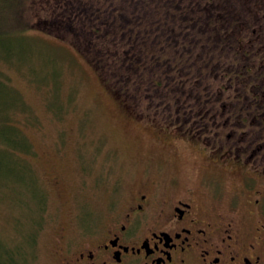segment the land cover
I'll return each instance as SVG.
<instances>
[{"label":"rangeland","instance_id":"374dc122","mask_svg":"<svg viewBox=\"0 0 264 264\" xmlns=\"http://www.w3.org/2000/svg\"><path fill=\"white\" fill-rule=\"evenodd\" d=\"M19 2L17 13L9 15L10 10L18 8L17 1L0 0V18L8 24L3 28L19 29L0 37V252L23 241L22 233L27 231L32 239L27 264H59L61 256L56 243L59 233L67 229L69 220L84 225L89 218L93 219L94 213L119 197V183L136 184L142 168L154 169L173 155L185 174L183 179L201 174L208 166L197 143L184 142L174 150L175 154H170L167 151L170 147L160 143L153 127L139 123L153 114L147 112L152 108L151 102L165 100L167 96L168 79L156 85L146 81L157 71L148 57L157 34L154 39L149 38L152 43L147 39L142 44L145 48L142 53H146L142 56L146 58H141L129 70L121 66L119 41L116 42L118 57H108V61L97 59L105 61L108 71L105 69L104 78L112 80L116 92L107 90L82 55L83 52H90L89 56L94 58L95 54L111 55L106 49H113L115 42H110L107 34L115 33L119 26L116 19L121 24L124 22L119 20V0H111L106 10L116 16V26L104 28L100 36L88 39L87 44L79 41L78 46L67 40L78 41V36L80 40L86 39L68 28L65 22L69 15L61 20L64 27L54 25L60 19L56 15L61 8L59 3L66 6L72 0ZM100 5L91 3L96 9ZM120 7L123 9L120 12L127 16L129 9H124L123 4ZM180 7L192 10L189 4ZM212 8H216L212 12L214 16L218 8ZM68 9L63 8L65 12ZM168 14L164 12L165 20L160 22L165 24L167 39L168 36L177 38L183 27L191 29L205 22L180 21L182 27L177 29L176 21L180 19L167 22ZM169 18L172 19L171 14ZM162 28L158 27L157 32ZM142 30L147 29H134V32ZM57 31L67 38L55 35ZM157 37L163 42L164 36ZM194 41L206 42V39ZM132 45L130 49L136 55L139 47ZM167 52L176 60L181 48L174 47ZM209 52L202 51L199 56L207 57ZM179 67L182 84L185 68L180 64ZM166 73L168 76V67ZM119 75L121 87L116 79ZM53 172L61 177L56 184L52 182ZM219 175V181L226 188L237 185L241 179L227 169H219ZM67 199L74 204L70 203L75 215L72 214L73 220ZM83 214L87 218L81 217ZM35 216L40 219L39 228L31 224Z\"/></svg>","mask_w":264,"mask_h":264},{"label":"flooded vegetation","instance_id":"af4514ba","mask_svg":"<svg viewBox=\"0 0 264 264\" xmlns=\"http://www.w3.org/2000/svg\"><path fill=\"white\" fill-rule=\"evenodd\" d=\"M226 1L212 3L214 20L194 30L201 36H168L169 49L181 43L185 77L170 56L166 99L139 121L170 154L197 143L207 170L183 179L176 155L142 168L93 219L69 220L56 238L59 264H264V0L236 11ZM219 169L240 182L226 188ZM60 179L53 172V184Z\"/></svg>","mask_w":264,"mask_h":264},{"label":"trees","instance_id":"16d2710c","mask_svg":"<svg viewBox=\"0 0 264 264\" xmlns=\"http://www.w3.org/2000/svg\"><path fill=\"white\" fill-rule=\"evenodd\" d=\"M18 3V8L10 10L9 15L14 13V15L17 13V9L19 10L20 2L19 0H15ZM111 0H72L71 4L69 5H63V3H59V11L57 12V16L60 17V19H57L55 24L56 27L60 28L64 27V24H69L68 28L70 27L75 35L82 34L86 41L80 40V37H76V39L70 38L67 40L68 43L71 45L78 46L79 41L84 42L87 44L89 41L88 39L93 40L96 38L95 36L98 34L100 36L102 32L106 29L104 28H112L116 26V23L114 22V17L109 13H107V7L108 3ZM217 0H119V20L122 19L124 22L121 24L117 19L116 22L119 23V26L115 29V33L110 32L107 34L108 40L110 42H115L113 49L108 45L107 53L111 54L108 55L106 53L101 54H95L94 57H90L89 53H82L84 58L87 62L90 63V65L93 67L94 70H96L101 83L107 88V90L116 92V87L113 85V82L110 78L105 79L104 76H106L107 67L105 66V61L97 60L99 58H103L104 60L108 61V57H118V45L116 42L119 41V58L121 59V66L129 70L131 67L134 66L135 63H138L139 61H142L141 58L145 56L146 53H142L145 51L143 43H147V39L154 36V34H157V36H164L163 42L158 40L157 36L156 41L154 40L153 43V49L152 54L149 55V61L152 63L153 66H157V71L161 72L158 74L157 71H154L152 75H149L146 81L149 84H161V81L163 80V84L165 82V79H168L166 69L169 66V54L167 47L168 39H167V30L165 29V24L161 25V19L165 20L164 12L168 11L169 14L167 15L166 21L169 22L171 20L176 21V18L180 19L176 21V27L177 29L182 27L178 22L185 21L188 24L192 21H210L212 22L216 15L213 16L212 12L216 11V8H212V3ZM223 3L226 0H221ZM101 3L98 9L91 7V3ZM226 3L231 4L229 6V11L234 8L236 11V8H244V0H227ZM225 3V4H226ZM15 4V3H13ZM58 4V3H57ZM56 4V5H57ZM123 4L124 9L128 8L129 12L127 16H124L120 11L123 10L120 5ZM189 4V6L192 8V10L187 11L184 7H180V5H186ZM235 4L236 8L234 7ZM1 5V4H0ZM25 4H23L24 6ZM2 6V5H1ZM0 6V10L2 13V7ZM14 7V6H13ZM69 8L68 12H65L63 8ZM213 7H216V4L213 5ZM77 8V9H75ZM161 14L157 16V14ZM66 14V15H64ZM171 14L172 19L169 18V15ZM8 15V16H9ZM69 15V18H64V16ZM227 15V14H226ZM8 19V17H7ZM62 19H67L64 24L61 22ZM170 19V20H169ZM43 22V21H42ZM7 22L4 21V19L0 18V37L7 34L9 35V32L11 31H18L19 29L7 31L3 27L7 26ZM158 27H164L159 32H157ZM198 27V25H195L191 29H187L183 27L181 29V32L179 33L180 37H183L184 35L190 36H201L202 34L196 33L194 30ZM146 28L147 30H142L138 32H134V29H142ZM154 29V32H153ZM157 32V33H156ZM3 33V34H2ZM61 31H57L54 34L58 37L67 38L62 36ZM119 34V35H117ZM154 39V37L152 38ZM152 39H149L150 43H152ZM176 42L172 41V45H174ZM133 44V45H132ZM181 43H177V45H180ZM131 45L138 46L139 51L137 50L136 55L134 52H132ZM175 45V46H177ZM173 46V48L175 47ZM158 47V48H156ZM97 49V48H93ZM105 49V48H104ZM141 52V53H140ZM117 53V55H116ZM94 54V53H93ZM143 54V56H142ZM183 59V55L180 54V56L174 61L175 66L178 65V61H181ZM108 71V70H107ZM122 74V73H121ZM161 76V77H158ZM158 78H161L160 80ZM116 79H119V85L122 86V76L119 75ZM131 81V80H130ZM129 83V80L126 82ZM123 91V90H122ZM126 96L123 95V98ZM28 150V149H26ZM40 219H36V216L31 218V224L32 226H35L36 228H39ZM26 235V236H25ZM23 241L16 242L15 246L11 249L4 248L0 252V264H27L28 261V255L29 247L31 245L32 239L30 235H27V231L22 233ZM3 251V252H2Z\"/></svg>","mask_w":264,"mask_h":264}]
</instances>
